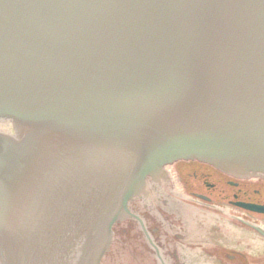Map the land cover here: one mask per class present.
Listing matches in <instances>:
<instances>
[{
    "label": "water",
    "instance_id": "1",
    "mask_svg": "<svg viewBox=\"0 0 264 264\" xmlns=\"http://www.w3.org/2000/svg\"><path fill=\"white\" fill-rule=\"evenodd\" d=\"M1 122L0 264H152L113 227L164 166L264 178V0H0ZM190 212L161 232L224 263Z\"/></svg>",
    "mask_w": 264,
    "mask_h": 264
},
{
    "label": "flooded vegetation",
    "instance_id": "2",
    "mask_svg": "<svg viewBox=\"0 0 264 264\" xmlns=\"http://www.w3.org/2000/svg\"><path fill=\"white\" fill-rule=\"evenodd\" d=\"M146 188L145 195L129 203L143 227L135 218H128L113 229L114 237L124 222L127 234L135 230L152 264H192L177 246L179 241L161 232L168 220L164 211L178 209L204 211L207 237L217 240L213 246L231 249L220 252L225 260L220 264H253L255 253H264V212L244 207L264 206V178L260 175L238 177L197 160H177L164 166L157 181L149 179Z\"/></svg>",
    "mask_w": 264,
    "mask_h": 264
},
{
    "label": "rangeland",
    "instance_id": "3",
    "mask_svg": "<svg viewBox=\"0 0 264 264\" xmlns=\"http://www.w3.org/2000/svg\"><path fill=\"white\" fill-rule=\"evenodd\" d=\"M5 128H6V129H8V127H4V126H3V127H1V126H0V129H4V130H5ZM220 252H221V251H220ZM221 254H224V253H221ZM233 264H236V263H235V262H233Z\"/></svg>",
    "mask_w": 264,
    "mask_h": 264
},
{
    "label": "bare ground",
    "instance_id": "4",
    "mask_svg": "<svg viewBox=\"0 0 264 264\" xmlns=\"http://www.w3.org/2000/svg\"><path fill=\"white\" fill-rule=\"evenodd\" d=\"M4 124H5L4 122H1L0 123V126L3 127V126H5Z\"/></svg>",
    "mask_w": 264,
    "mask_h": 264
}]
</instances>
